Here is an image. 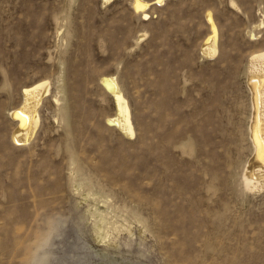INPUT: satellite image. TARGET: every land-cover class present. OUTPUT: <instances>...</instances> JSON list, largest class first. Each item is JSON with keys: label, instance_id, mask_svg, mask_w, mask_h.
Returning a JSON list of instances; mask_svg holds the SVG:
<instances>
[{"label": "rangeland", "instance_id": "374dc122", "mask_svg": "<svg viewBox=\"0 0 264 264\" xmlns=\"http://www.w3.org/2000/svg\"><path fill=\"white\" fill-rule=\"evenodd\" d=\"M229 1L166 0L143 21L131 0H0V264H264V190L241 176L264 0ZM207 10L212 60L199 54ZM110 75L132 140L105 121ZM39 80L51 87L38 131L17 146L8 111Z\"/></svg>", "mask_w": 264, "mask_h": 264}, {"label": "bare ground", "instance_id": "6f19581e", "mask_svg": "<svg viewBox=\"0 0 264 264\" xmlns=\"http://www.w3.org/2000/svg\"><path fill=\"white\" fill-rule=\"evenodd\" d=\"M112 1L115 0H101V4L106 5ZM165 1L131 0L130 5L143 21H148L151 18L149 12L151 7L153 5L162 6ZM229 6L233 9H239L232 0L229 1ZM204 22L208 28V34L199 46V54L203 59L212 60L218 54V30L210 10L205 11ZM261 25L262 22L247 30V35L252 39L256 38L257 34L254 33V28ZM144 36L145 33H140L136 40L139 41ZM245 82L250 94L247 134L251 142L252 154L245 164L241 176L245 190L260 193L264 190V50L255 52L248 57ZM99 85L108 95L113 109V114L105 118L106 123L124 139L132 140L135 136V127L131 108L118 79L114 75L103 76L99 79ZM50 87V81L39 80L22 88L19 104L8 111V117L15 122L10 133V140L13 144L23 146L28 144L36 135L40 125V108L50 93ZM63 109V113H66L67 108L63 107ZM68 128L67 122L66 132H68ZM67 152L69 163L74 164L71 151L67 149ZM94 217L96 220V237L99 242H102L105 218L98 209H96Z\"/></svg>", "mask_w": 264, "mask_h": 264}]
</instances>
